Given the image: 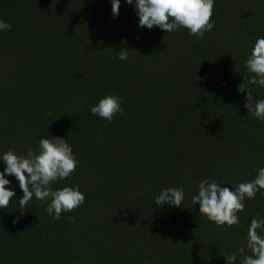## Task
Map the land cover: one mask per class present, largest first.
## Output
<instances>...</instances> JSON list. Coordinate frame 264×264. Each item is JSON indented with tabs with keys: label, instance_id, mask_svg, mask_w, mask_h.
I'll return each instance as SVG.
<instances>
[{
	"label": "trees",
	"instance_id": "trees-1",
	"mask_svg": "<svg viewBox=\"0 0 264 264\" xmlns=\"http://www.w3.org/2000/svg\"><path fill=\"white\" fill-rule=\"evenodd\" d=\"M111 8L0 0V20L12 26L0 31V155L65 138L79 164L53 188L85 194L55 220L35 197L20 209L23 192L6 176L15 197L0 209V264H227L221 255L243 247L251 220L264 218V194L245 200L230 228L199 216L191 197L205 179L234 190L264 167V122L238 91L264 37V0H215L202 40L141 28L135 3L120 0L115 18ZM108 95L122 98L111 121L90 112ZM253 95L264 99V88ZM170 187L184 190L182 209L154 204Z\"/></svg>",
	"mask_w": 264,
	"mask_h": 264
},
{
	"label": "clouds",
	"instance_id": "clouds-1",
	"mask_svg": "<svg viewBox=\"0 0 264 264\" xmlns=\"http://www.w3.org/2000/svg\"><path fill=\"white\" fill-rule=\"evenodd\" d=\"M135 3L136 13L141 28L159 27L163 32L173 33L187 29L189 35L202 40L206 32H211L214 23L211 21L215 0H126ZM112 15L118 17L120 0H111ZM9 23L0 20V31L11 30ZM129 49L118 52V59L126 61ZM244 67V79L238 85V91L246 93L244 107L247 113L264 122V99H256L253 88H264V37L256 39L248 55ZM121 97L108 95L90 107L93 116L111 121L117 113H122ZM50 136V135H49ZM0 160L6 167L0 171V209L7 208L15 192L6 187L11 181L6 176H14L19 183L23 196L19 199V208L25 209L35 197L41 204H46L47 214L55 220H60L64 212H71L85 202V194L79 186H64L53 188V185L65 181L75 172L79 161L73 154V149L65 138H41L36 148L28 147L24 155H17L8 150L0 155ZM255 179L239 183L234 190L221 187L217 180H203L198 184V194L191 197V204L199 205V216L218 227L238 225V213L244 211L245 200H253L257 192L264 194V167L258 168ZM185 199L182 188L170 187L161 189L154 198V204H165L181 208ZM182 209V208H181ZM195 210L194 208H191ZM21 212L23 215L25 212ZM72 222L75 217L69 218ZM16 221L14 220L13 223ZM227 264H264V218H253L247 230L245 245L233 251L230 255H221Z\"/></svg>",
	"mask_w": 264,
	"mask_h": 264
}]
</instances>
